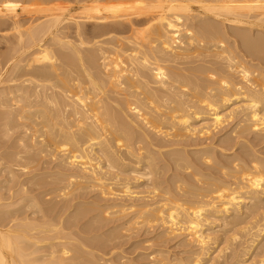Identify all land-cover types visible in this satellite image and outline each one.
Wrapping results in <instances>:
<instances>
[{
    "label": "bare ground",
    "instance_id": "bare-ground-1",
    "mask_svg": "<svg viewBox=\"0 0 264 264\" xmlns=\"http://www.w3.org/2000/svg\"><path fill=\"white\" fill-rule=\"evenodd\" d=\"M53 1L0 0V130L19 133L8 132L18 137L15 150L0 156V176L16 177L14 186L6 181L7 194L0 181V264H87L67 260L75 233L54 203L57 213L46 217L50 191L41 196L49 201L38 210L44 214L35 210L39 222L11 213L35 200L32 180L42 173L21 177L32 165L51 168L52 159L65 169L55 171L64 199L88 188L130 232L185 234L199 246L191 263L210 255V264H264V159L253 150L228 153L238 138L229 133L220 148L205 145L234 122L237 136L264 131V74L254 66L264 60V0H79L76 14L45 5ZM45 242L47 255L34 246ZM212 250L222 254L211 257ZM163 252H155V264L186 263Z\"/></svg>",
    "mask_w": 264,
    "mask_h": 264
},
{
    "label": "rangeland",
    "instance_id": "rangeland-1",
    "mask_svg": "<svg viewBox=\"0 0 264 264\" xmlns=\"http://www.w3.org/2000/svg\"><path fill=\"white\" fill-rule=\"evenodd\" d=\"M64 1V2H63ZM68 0H55V1H53L52 3H45V5L47 6V7H52V8H59V7H62V8H66V9H70V12H73V13H75L76 14V11L78 12V7H79V0H69L68 2H67ZM73 3H72V2ZM78 1V2H77ZM56 2V3H55ZM61 3H64V4H61ZM57 4V5H56ZM42 6H44V5H42ZM69 6V7H68ZM0 34H3V33H1L0 32ZM264 34V33H263ZM1 46V48H0V50H2V49H4L3 51H5V48H2V47H4V42L3 43H1L0 44ZM241 49H242V47L239 49V51L240 52H242L243 53V51L244 50H242L241 51ZM2 51V52H3ZM1 52V51H0ZM241 53V55H243V54H245V55H243L247 60H249L250 58V60H255L254 58H252L250 55H249V53H247L246 51H244V53L242 54ZM248 54V55H247ZM247 55V56H246ZM260 56V55H259ZM250 57V58H249ZM257 60V62H255V63H259V64H255L254 66H255V68H259L258 67V65L260 66V71L258 72L259 74L260 73H262V74H264V67L262 66V65H264V60L263 59H256ZM255 60V61H256ZM260 61V62H259ZM262 64V65H261ZM257 65V66H256ZM253 66V67H254ZM261 68H263V71H262V69ZM238 75V74H237ZM236 75V78L238 77ZM237 80H240V77L239 78H237ZM199 124V123H198ZM201 124V123H200ZM231 124V123H230ZM233 124V125H232ZM231 125H229L228 124V129L226 128V130L228 131H226V130H224L225 129V126L224 127H222L221 129L222 130H224V132H222V131H218V129H217V131L216 132H214L216 135H217V138L218 139H216V136L214 135V133H213V136H211V137H213V138H210L209 139V141L208 140H206V139H204V138H202V140L204 139V142H205V140L207 141L206 142V144L205 145H213L214 147L216 146L217 148H220L221 146H220V144H219V142H220V140L221 139H223L224 137L223 136H225V137H227L229 134V138H236V137H238V138H236L237 140H235L236 142H232V144H233V146L231 145V147H232V150H227L228 151V153H233V154H237V152H238V154L237 155H242V156H244V154H246L245 152H247L248 154H251L250 152L252 151V154H255V155H257V156H259L260 158H262V159H264V131H257V129H255V130H252L251 131V133H250V130H245V128L243 127L242 128V126L240 127L241 128V130L242 129H244L245 131H244V133H245V135H244V133H242V131H240L241 133L239 134V136H237V133L236 132H234V131H237V130H234L233 128L235 127V122L234 123H232ZM197 126H199V125H197ZM3 128V127H2ZM2 128L0 127V129L2 130ZM230 128V129H229ZM236 128V127H235ZM240 128H238V131H239V129ZM5 129V128H4ZM221 129H219V130H221ZM232 129V130H231ZM237 129V128H236ZM0 130V131H1ZM6 131H8L7 129H6ZM232 131V132H231ZM249 131V132H248ZM3 132H5V131H3ZM2 131L0 132L1 133V135L2 136H0V137H2V138H0V143H3V142H1V139H3V140H6L7 141V139L9 138V137H7L6 135L8 134V136H18V130H17V133L15 132V131H13V132H11V131H8V132H10V133H12V134H10V133H8V132H6V133H4V134H6V135H4L3 136V133ZM14 132L16 133V134H14ZM219 132V133H218ZM221 132V133H220ZM232 134H231V133ZM256 132V133H255ZM262 132V133H261ZM225 135H224V134ZM226 133H229V134H226ZM233 133H236V135L235 134H233ZM10 134V135H9ZM261 135V136H259V135ZM242 135V136H241ZM258 135V136H257ZM7 137V138H4V137ZM245 136V137H244ZM258 138H260V139H258ZM220 137H222L221 139H220ZM10 138H11V140H10ZM9 139H8V141L5 143L4 142V144L5 145H10L9 143H11V145L10 146H5L4 144H0V156L2 157L3 155H10V154H6V153H12V152H10V150L11 151H14L15 150V148H11L14 144H15V142L14 143H12L13 141H16V140H18V137H17V139L15 140V138L14 137H10ZM215 138V139H214ZM239 138H240V140H239ZM253 138V139H252ZM12 139H14V140H12ZM220 139V140H219ZM9 140L11 141V142H9ZM213 140V141H212ZM217 140V141H216ZM245 141L244 143L242 142V141ZM248 140H249V142H248ZM263 140V144H262V141ZM212 141V142H211ZM241 141V142H240ZM254 141H255V143H254ZM9 142V143H8ZM209 142V143H208ZM240 142V144H238ZM216 143H218L217 145H215ZM242 143V144H241ZM257 143V144H256ZM243 144H245V145H248L249 144V146H246V147H244L243 148V146H245V145H243ZM256 144V145H255ZM239 145H240V147H239ZM1 146H3V147H1ZM7 147V148H5V147ZM220 146V147H219ZM241 146H242V148H241ZM11 148V149H9V148ZM237 147V148H236ZM239 147V148H238ZM251 147V148H250ZM242 150H241V149ZM247 149V151H245L246 149ZM3 149V150H2ZM5 149V150H4ZM8 149V150H7ZM12 149H14V150H12ZM8 152H7V151ZM238 150V151H237ZM239 150L241 151V152H239ZM250 150V151H249ZM255 150L258 152H256L255 153ZM2 151H5L4 153H2ZM220 151V150H219ZM226 151V152H227ZM235 151V152H234ZM242 151H243V153H242ZM225 152V153H226ZM239 153H242V154H239ZM261 156H260V155ZM231 156V155H230ZM45 160V159H44ZM48 160H50V159H48ZM53 161H55V160H57V159H52ZM51 160V161H52ZM43 160H41V162L40 163H43L42 162ZM52 161V163H53V165H52V163H50L51 165H50V167L51 168H49V166H48V168L50 169V170H48V168H41V169H39V167L38 166H40L41 164H39L38 166H36L37 168H38V170H37V168L35 169V165L33 166L32 165V167H34L33 169L31 168V170L34 172H32V173H30L31 171H30V169L29 170H27V172L29 171V173L28 174H25V175H27V176H22L21 177V179L23 180L24 178H28V176L30 175H35V174H37V173H42L41 174V176H38L36 179H37V181H36V179H34V180H32L33 182H36V186H37V191L35 190V187H34V184H32L31 185V187L33 186L34 187V190H35V192L34 191H32V195H34V198H35V200H26V201H24V203L22 202V203H20V205L18 204L17 206H14V208H15V210L13 209V207L12 208H10V209H12L11 210V213H12V215L13 214H15V216H17V214H18V217H20L21 216V218H26L28 215V219H32L33 218V220H37V216H38V218H42V215L41 214H44V213H46V215H48V216H46V217H50V216H52V215H54L55 214V212H56V210L58 211V212H60V211H62V213H63V210H64V213H65V215L64 214H62V217L65 219L66 218V225L67 226H69V227H67V229L69 228V230H70V232H72V233H75V234H73L74 236V239H76V240H74V241H72V240H70V242H71V245H73L72 247H70V250H71V248H73V250H71V252L68 254V255H66L67 256V260L69 261H74V262H83V263H85V261H87L86 263L87 264H89V263H91V264H95V262H93L94 260H96V261H98L96 264H104V262H105V264H155V262L156 261H158L157 260V258L156 257H154L155 256V252H157V251H160V250H163L164 252H163V254H165V255H167L168 257H171V258H174V257H176V258H181V259H184V261H180V262H183V263H185V264H195V263H191V262H189L191 259H189V257L191 256V254H192V256L190 257V258H192L193 259V255H194V253L196 252V246H197V244H192L193 246H191L190 244V242L191 241H186L187 239H186V235L184 234H182L181 236H179L178 234H175V236L173 235L174 233H166L167 235L168 234H170V235H166V234H164V233H161V232H163L164 230L163 229H158V228H156L154 231H152V232H148L147 233V227L145 228V226L144 227H142L139 231H132V232H130V230L128 229V228H124L122 225H121V227L120 226H118V225H120V223L122 222V220L120 221V220H117V218L115 219L114 218V216L113 215H111L110 217H112L113 216V218H109V211L110 212H112L113 211V209H109V208H107L106 206H105V204L108 202H106V201H102V203L98 200L99 198L96 196V194L98 193V191H96L95 193L94 192H92V191H89L88 190V188L85 190V188H83L82 186V189L81 188H75V190H74V188H73V186L75 187L76 185L77 186H79V184H78V182L77 183H73L72 184V186L70 185V187L71 188H73L72 190L74 191H72L71 190V188L69 189V191H72V192H69L70 193V195L69 194H67V196L65 195V197L67 198V200L70 198H74V195L77 193V195L78 196H76L77 198H75V199H77V200H75V199H72V200H66V198L64 199V196H62L63 194H61V195H59L58 194V191H60V188L61 187H64V185L65 184H62V183H60L59 184V179H57L56 180V178L58 177H62L60 174H58V173H56L57 175H55V171L56 172H58V171H61V169L60 170H58L57 171V169H59V168H57V165H56V163L57 162H59V161H55V162H53ZM39 162L38 161H36V162H33L32 164H38ZM58 164V163H57ZM56 165V166H55ZM52 166H54V167H56V168H54V167H52ZM2 167H6V164L4 165V164H2L1 165V168ZM54 170H53V169ZM46 169V170H45ZM39 170H41V171H39ZM45 170V171H44ZM62 170L63 171H61V172H65V169L64 168H62ZM50 171H51V173H50ZM5 172H8L7 174L6 173H4V172H2V173H4L3 175H1L0 176V181H2L1 182V186H2V189H1V192H2V194L4 193V192H6V194H7V192H8V190H7V186H11V184L13 183H15V181H16V177H15V179L14 178H11V176H10V174H9V172H10V170L9 171H5ZM19 173H20V171H18ZM45 172H48L46 175H44L43 173H45ZM67 172H69V171H67ZM66 172V173H67ZM1 173V174H2ZM22 173H24V172H22ZM172 172H169L168 174H171ZM48 174H50V178H48ZM8 175L10 176V177H8ZM32 175V176H33ZM45 176V177H47L49 180H46L47 178H45L44 177V180H43V176ZM3 176V177H2ZM5 176H7L8 177V179H10V180H8V179H5L6 177ZM29 176V177H30ZM2 177V178H1ZM5 177V178H4ZM5 181H3V180ZM14 180V182L13 181H11V180ZM38 179H40L41 180V182L43 181V183L44 184H42V185H44L43 186V188L42 189H39L38 190V188H41V184H38L39 185V187H38V185H37V182L38 183H40V180H38ZM50 179L52 180V181H50ZM25 180V179H24ZM46 180V181H45ZM6 181H10V182H8L9 184L7 185L6 183ZM18 181V180H17ZM12 182V183H11ZM50 182V183H49ZM52 182V183H51ZM11 183V184H10ZM47 183H49L50 184V186L51 185H53L52 186V188L54 187V189L55 190H53L50 186H49V184H47ZM3 184V185H2ZM7 185V186H4V185ZM12 184V185H13ZM15 185V184H14ZM13 185V186H14ZM41 185V186H40ZM60 187V188H58V186ZM48 186V187H47ZM76 186V187H77ZM132 184H131V188H132ZM6 187V188H5ZM32 187V188H33ZM45 187V188H44ZM134 188H132L131 190H133V191H142L143 190V188H138V187H135V186H133ZM7 190H5V189ZM47 188V189H46ZM56 188H58V189H56ZM137 188V189H136ZM82 190V191H80V190ZM86 192H85V191ZM4 191V192H3ZM40 191H41V193H40ZM49 191H50V194L48 195V193H49ZM54 191H56V193L54 192ZM80 191V192H79ZM34 192V193H33ZM53 192V193H52ZM81 192H83V194H85L86 193V195L85 196H87L86 198H85V196H83L82 195V193ZM87 192H90V193H87ZM37 193H38V195H37ZM39 193H40V196H39ZM51 193H52V195H51ZM60 193H62L61 191H60ZM79 193H80V195H79ZM144 193V192H143ZM143 193H141L140 195H142ZM44 194V195H43ZM48 195L49 197H50V199L52 200V198L54 199V202H53V200H52V203H51V200H50V203H49V201H47L49 204H47V202H45L46 200H47V198L45 199V198H41V196L43 195V197H45V195ZM59 196H58V195ZM87 194H89V196L87 195ZM35 195H36V197H35ZM46 195V196H47ZM51 195V196H50ZM57 195V196H56ZM73 195V196H72ZM79 196L80 197H82L83 196V198L81 199H79ZM95 196H96V198H95ZM38 197H40V198H38ZM56 197H59V199L61 200L60 202H57V200H58V198L56 199ZM93 197H94V199H93ZM64 199V201H63V199ZM89 198V199H88ZM41 199H45V200H43L44 202H42V200ZM38 200V201H37ZM75 200V201H74ZM82 200V201H81ZM90 200V201H89ZM96 200L98 201V202H96ZM35 201H36V203H35ZM41 201V202H40ZM56 201V202H55ZM59 201V200H58ZM74 201V202H73ZM81 201V202H80ZM84 201V202H83ZM86 201V202H85ZM93 201H95L94 203H93ZM26 202H28L27 204H26ZM33 202V203H32ZM37 202H38V204H37ZM68 207H72L71 209L70 208H67L66 206H63V203ZM68 202H70V204H72V202H73V204L72 205H70V204H68ZM105 202V203H104ZM110 202H115V200H111ZM29 203H32V204H29ZM45 203L48 205V207H50L51 208V210H49L48 212H50V211H52V208L53 207H55L56 205L59 207H56V208H58V209H56V208H54V209H56V210H54L53 209V211H55V212H53L52 211V214H51V212H50V214L47 212V208H46V206L47 205H45ZM55 204L54 206L52 205V204ZM57 203V204H56ZM58 203H62L61 205H59ZM84 204L83 206H81V204ZM90 203V204H89ZM93 203V204H92ZM104 203V204H103ZM21 204H22V206H21ZM42 204V205H41ZM50 204L53 206V207H51L50 206ZM68 204V205H67ZM76 204V205H75ZM97 204V206H99L98 208H95V207H97V206H95ZM100 204V205H99ZM23 205H26V207H24ZM27 205H28V207H27ZM40 206V207H37V206ZM86 205V206H85ZM93 205V206H92ZM101 205H104L105 207H102V208H105L106 210H101L100 211V207H101ZM19 206V207H18ZM34 206V208H35V206H36V208L34 209V208H32ZM42 206V207H41ZM74 206H76V207H74ZM91 206V207H90ZM16 207H17V210H16ZM66 207V208H65ZM80 207V208H79ZM21 208H23L22 210H24V208L25 209H27V210H25L27 213H25L24 211V213H25V215H24V213L22 212V210H21ZM39 208V209H38ZM44 208H45V210H46V212L44 211V213H41L40 211L38 212V210H44ZM64 208V209H63ZM94 208H95V210H94ZM61 209V210H60ZM65 209H66V211H65ZM78 209V210H77ZM109 211H108V210ZM35 210H36V212H38V213H41L40 215H38V214H36V212H35ZM60 210V211H59ZM79 210H81V211H79ZM15 211H17V212H15ZM68 211H70V212H68ZM89 211V212H88ZM92 211V212H91ZM102 211H105V212H103L104 214H103V216L104 217H108V219L107 218H104L101 214H102ZM22 212V213H21ZM67 212V213H66ZM74 212V213H73ZM76 212V213H75ZM83 212V213H82ZM101 214H100V213ZM23 214V215H21V214ZM34 213V214H33ZM54 213V214H53ZM57 213V212H56ZM61 213V212H60ZM98 213L102 216V218L103 219H107L109 222H110V219H112V223L110 222H108V221H106V220H103L99 215H98ZM105 213H107L108 214V216H107V214H106V216H105ZM28 214V215H27ZM68 214V215H67ZM27 215V216H26ZM67 215V216H66ZM98 215V216H97ZM23 216V217H22ZM26 216V217H25ZM55 216V215H54ZM66 216V217H65ZM97 216V217H96ZM46 217L45 218H43V219H45L46 220ZM96 217V218H95ZM35 218V219H34ZM70 218V219H69ZM98 218H100V219H102V221L100 222H98ZM30 219V220H31ZM42 219V221H44ZM115 219V220H114ZM38 222H39V219L37 220ZM41 221V220H40ZM218 221V220H217ZM216 220H215V222H216V224H220L219 222L220 221H218L217 222ZM107 222H108V224H107ZM120 222V223H119ZM115 223V224H114ZM118 223V224H117ZM222 223V222H221ZM107 224V225H106ZM117 224V225H116ZM122 224V223H121ZM131 225V224H130ZM89 226H90V228H89ZM121 228V230H120V228ZM98 228H100L99 229V231H96V230H98ZM117 228V229H116ZM145 228V229H144ZM72 229V230H71ZM115 229V230H114ZM119 229V230H118ZM130 229H131V227H130ZM69 230L67 231V232H69ZM74 230H76V231H74ZM110 230L112 231V232H110ZM217 230H219L220 231V229H217ZM74 231V232H73ZM122 231V232H121ZM146 231V232H145ZM105 232V233H104ZM137 232V233H136ZM220 232H222V231H220ZM99 234V236H97L98 234ZM101 233H104V234H101ZM111 233V234H110ZM132 235H131V234ZM95 234H97V235H95ZM108 234V235H107ZM165 236H167V237H164V235ZM218 234H219V232H218ZM103 235H105V236H103ZM112 236V237H110V236ZM130 235V236H129ZM178 235V236H177ZM230 235V234H229ZM229 235H227V236H229ZM107 236V237H106ZM217 236V238H218V240L220 241V239L222 240V238L223 237H225L224 235H223V232L221 233V235L219 234V235H216ZM222 236V237H221ZM231 236V235H230ZM76 237V238H75ZM79 237V239H80V242H79V239L77 240V238ZM92 239H91V238ZM96 237V238H95ZM116 237V238H115ZM88 238H89V240H88ZM97 238H99L98 239V241H97ZM101 238V239H100ZM103 238V239H102ZM107 238V239H106ZM111 238H114V239H112L111 240ZM84 239H86L87 240V242L84 240ZM116 239V240H115ZM108 240V241H107ZM110 240L113 242H110ZM224 240V239H223ZM77 241H78V243H77ZM99 241H102L103 243H100ZM73 242V243H72ZM82 242V243H81ZM110 242V243H109ZM189 244H188V243ZM48 243H50V242H45V243H43L42 245H34L35 247H37L38 248V246H40V251L42 252V254L43 255H47V253H45V252H48V251H50V247H51V245H49ZM98 243V244H97ZM116 243V245H114ZM193 243V242H192ZM47 244V245H46ZM95 244V245H94ZM112 244V245H111ZM118 244V245H117ZM120 244V245H119ZM70 245V246H71ZM76 245V246H75ZM82 245H83V247H82ZM86 245V246H85ZM99 245V246H98ZM107 246V247H105V246ZM30 248H32L33 247V249H37V248H34V246L33 245H31L30 244ZM43 246V247H42ZM101 246H103V247H101ZM119 246V247H118ZM195 246V247H194ZM223 246H226V243H222V245L220 246V247H222L223 249H224V247ZM76 247V248H75ZM79 247V248H78ZM82 247V248H81ZM100 248V249H98V248ZM115 247V248H114ZM29 248V251L30 250H32V249H30ZM49 249V250H48ZM79 251H81V252H79ZM197 249L199 250V246H197ZM222 249V250H223ZM43 250V251H42ZM51 250H52V248H51ZM76 250V251H75ZM85 250V251H84ZM88 250H90V251H88ZM190 250V251H189ZM194 251V252H192L191 253V251ZM219 250H220V248H219ZM219 250L217 251V250H212L211 252H212V254H211V257H212V255H213V257H215L216 255L217 256H219L220 254H222L221 252L219 253ZM39 251V249H38V255H40V256H42V254H40L41 252ZM103 251V252H102ZM44 252V253H43ZM77 252V253H76ZM86 252V253H85ZM88 253H90V254H88ZM218 253V254H217ZM95 254V255H94ZM37 255V256H38ZM82 255V256H81ZM215 255V256H214ZM39 256V257H40ZM69 256V257H68ZM71 256H72V259H71ZM86 256V257H85ZM49 257V256H48ZM48 257H44V259L45 260H48V259H46V258H48ZM74 257H79V258H76V260H73V258ZM83 257V258H82ZM93 257L95 258V259H93ZM209 257H210V255H209ZM209 257L208 256H205V257H203V260L201 261V262H199V263H196V264H210V261H208L209 260ZM69 258V259H68ZM88 258H90V259H88ZM91 258L93 259V261L91 260ZM98 258H100V259H98ZM206 258H208V259H206ZM250 258V257H249ZM85 259V260H84ZM207 261H206V260ZM216 259V258H215ZM219 259V257L216 259V260H218ZM89 260H91V261H89ZM105 260V261H104ZM110 260V261H109ZM205 260V261H204ZM216 260H215V262H216ZM221 260V259H220ZM251 259H249V261H250ZM114 262V263H113ZM188 262V263H187ZM212 264V263H211Z\"/></svg>",
    "mask_w": 264,
    "mask_h": 264
}]
</instances>
